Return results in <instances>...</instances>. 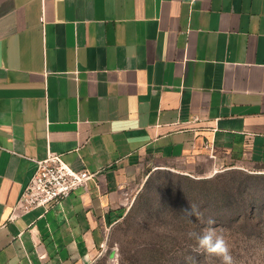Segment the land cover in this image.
I'll use <instances>...</instances> for the list:
<instances>
[{
  "label": "crops",
  "instance_id": "obj_1",
  "mask_svg": "<svg viewBox=\"0 0 264 264\" xmlns=\"http://www.w3.org/2000/svg\"><path fill=\"white\" fill-rule=\"evenodd\" d=\"M49 153L95 175L15 207ZM264 170V0H0V264H94L161 169Z\"/></svg>",
  "mask_w": 264,
  "mask_h": 264
},
{
  "label": "rangeland",
  "instance_id": "obj_2",
  "mask_svg": "<svg viewBox=\"0 0 264 264\" xmlns=\"http://www.w3.org/2000/svg\"><path fill=\"white\" fill-rule=\"evenodd\" d=\"M225 170L237 172L225 174ZM220 173L223 175L215 179ZM262 173L264 170L237 166L209 175L176 169L153 172L125 215L107 230L94 264H220L214 256L195 253V241L188 237L190 231L200 232L208 226L209 218L215 220L213 227L227 241L232 264H264V178L255 177ZM245 174L253 177L245 184L250 205L243 217L240 213L244 201L235 197L231 211L209 192L226 186L233 176L239 180ZM143 194L148 195L146 205L127 217ZM192 205L201 215L191 217L189 223L184 210Z\"/></svg>",
  "mask_w": 264,
  "mask_h": 264
},
{
  "label": "built area",
  "instance_id": "obj_3",
  "mask_svg": "<svg viewBox=\"0 0 264 264\" xmlns=\"http://www.w3.org/2000/svg\"><path fill=\"white\" fill-rule=\"evenodd\" d=\"M35 162V171L15 204L23 212L37 207L48 208L78 187L85 186L87 180L95 175L87 169L72 168L57 153H49L43 159H35Z\"/></svg>",
  "mask_w": 264,
  "mask_h": 264
},
{
  "label": "clouds",
  "instance_id": "obj_4",
  "mask_svg": "<svg viewBox=\"0 0 264 264\" xmlns=\"http://www.w3.org/2000/svg\"><path fill=\"white\" fill-rule=\"evenodd\" d=\"M184 215L188 218V222L191 223V217H200V213L194 205L184 210ZM215 220L209 218L206 227L200 232L190 231L188 237L195 241L193 251L197 254H203L206 256H214L220 260V264H232V256L227 241L223 235L219 234L217 229L213 227Z\"/></svg>",
  "mask_w": 264,
  "mask_h": 264
},
{
  "label": "trees",
  "instance_id": "obj_5",
  "mask_svg": "<svg viewBox=\"0 0 264 264\" xmlns=\"http://www.w3.org/2000/svg\"><path fill=\"white\" fill-rule=\"evenodd\" d=\"M237 171H229V170H225V174L226 173H233L235 174ZM223 174L220 173L217 176H215L214 178H218L221 177ZM251 175H243L242 178H240L239 180H236V178L233 176L232 178H230L228 180V184L222 188L217 189L216 191H214L213 193L209 194H215V196L219 197L218 199H220V202L222 205H225V207H227V209L232 211L233 208V203L235 202L233 199H235V197H237L238 201H244L242 203H244V206H242V212L240 214H242L243 217L247 216L248 210L247 207L250 205L249 201H250V196L249 199H247L246 197V193H245V184L246 182H248V179H251ZM256 178H264V173L255 176ZM246 196V197H245ZM141 198V200H140ZM148 195L147 194H143L139 196V199L137 201V209L133 208V210L129 213H127V217L134 214L133 212L138 211L140 209V207L142 205H146V201H147ZM246 199V200H245ZM217 204H220L219 202H217ZM220 204V205H221Z\"/></svg>",
  "mask_w": 264,
  "mask_h": 264
}]
</instances>
